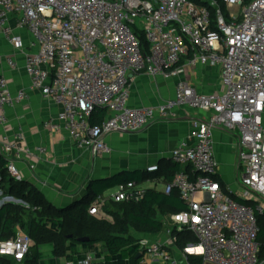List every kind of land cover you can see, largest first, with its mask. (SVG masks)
Wrapping results in <instances>:
<instances>
[{"label":"built area","instance_id":"1","mask_svg":"<svg viewBox=\"0 0 264 264\" xmlns=\"http://www.w3.org/2000/svg\"><path fill=\"white\" fill-rule=\"evenodd\" d=\"M15 29L29 33V47ZM0 33L25 53L31 89L61 105L59 123L53 126L62 125L78 147L94 155L111 151L105 138L114 132L142 130L185 107L207 113L192 121L193 142L182 141L170 153L180 169L163 192L176 190L185 209L163 217L167 241L140 239L138 264H179L171 247L181 232L195 237L184 253L200 256L203 264H264L258 242V215H264V0H0ZM184 57L190 67L220 68L223 91L201 93L180 79L174 98L157 106L130 105L131 83L138 74L180 76ZM7 63L17 66L12 57ZM27 98L25 90L13 92L0 73V125L7 122L5 108ZM98 107L107 114L92 123ZM216 128L238 138L236 193L226 192L218 179ZM24 140L20 130L0 146L9 174L18 181L23 177L11 155L32 159L46 153L44 146L32 151ZM159 170L157 164L147 167L150 173ZM116 187L97 196L88 213L100 217L108 202H138L145 192L134 180ZM32 245L19 228L14 237L0 241V256L22 263ZM93 260L94 254H87L66 264Z\"/></svg>","mask_w":264,"mask_h":264},{"label":"crops","instance_id":"2","mask_svg":"<svg viewBox=\"0 0 264 264\" xmlns=\"http://www.w3.org/2000/svg\"><path fill=\"white\" fill-rule=\"evenodd\" d=\"M14 27V24L12 23ZM15 33L23 37L25 47L32 43V37L26 30L15 29ZM26 50V49H25ZM7 57L16 61V67L11 68ZM188 57H184L181 65L185 71L180 76L165 78L161 75L152 76L147 73L138 74L131 83L129 103L132 107L157 106L166 99L174 98L176 84L180 79L188 81L198 92H222L220 68L199 64L196 67L188 66ZM0 73L9 81L13 92L25 90L28 98L21 104L5 108L6 124L0 125V146L11 141L20 130L24 132L25 140L22 143L34 151L39 146L46 148V153L27 159L22 156L16 159L17 167L22 175V180L43 186L41 190L47 200L58 208H64L82 199L89 182L93 179L112 176L120 172L136 174L142 171L151 177L160 175L162 178L155 182L154 189L164 190L167 182V171H176L180 167L170 159L171 151L182 141H191L192 121L205 117L206 112L189 107L177 109L175 114L166 118H156L144 129L133 132H114L106 136L105 141L111 151L94 155L87 149L78 147L70 138L68 131L57 125L58 115L62 110L60 104L45 99L39 91L32 90L30 78L25 71V53L15 49L0 33ZM215 142V156L219 162L220 183L227 192L239 191V165L238 138L229 131L216 128L213 131ZM153 164L160 166L155 173L147 172V167ZM33 165L34 168H30ZM190 167H186L188 173ZM193 172V171H192ZM90 177L85 183L84 192H78L81 182ZM149 177V176H148ZM53 183V184H52ZM58 185L57 190H48L51 185ZM8 183L3 182L0 175V208L6 204H21L22 200L10 195L5 189ZM38 186V184H36ZM149 189V188H144ZM170 213L168 215H171ZM165 215L164 217L168 216ZM20 225H17V229ZM22 229V228H20ZM23 230V229H22ZM25 231V230H24ZM26 232V231H25ZM152 241H167L169 236L164 227L163 231L150 235ZM178 237V236H177ZM181 238L182 235L180 236ZM184 238L174 243L171 251L179 264H192L184 253L186 246L194 241ZM185 243V244H184ZM40 264H66L67 259L55 258L53 246L50 244L40 247ZM91 254L88 248H77L75 259ZM4 257V256H2ZM11 260L9 257H4ZM101 258H94L93 263H99ZM15 264H23L16 263Z\"/></svg>","mask_w":264,"mask_h":264},{"label":"trees","instance_id":"3","mask_svg":"<svg viewBox=\"0 0 264 264\" xmlns=\"http://www.w3.org/2000/svg\"><path fill=\"white\" fill-rule=\"evenodd\" d=\"M197 1V0H193ZM252 0H245L248 4ZM141 45L148 50V43L142 32H136ZM107 109L98 107L92 113L90 121L100 123L106 116ZM7 159L0 154V175L3 182H7L5 189L7 192L22 200L28 208H34L40 213L38 222H31L28 235L33 240V245L25 257L23 264H40L42 245L53 246L55 258H65L73 260L77 254L78 246L88 248L96 258L103 260L92 264H138L137 259L139 244L131 234V228L141 231L146 235H155L163 231V217L170 213L179 212L185 209V204L181 201L179 194L173 190L169 195L154 188L146 189L144 196L138 202H108L103 207V212L113 218L110 221L105 218L92 216L88 213L91 202L107 189L126 183L136 181L141 183L148 176L147 173L138 177L136 174L120 172L112 176L93 179L89 182L86 195L72 203L71 205L58 208L50 203L44 193L37 187L30 185L24 180H15L8 172ZM190 175L195 177L193 168ZM179 170V169H178ZM167 171L166 181L170 182L174 174L178 171ZM188 172V171H187ZM8 177H10L8 179ZM225 188L223 183H220ZM227 192V191H226ZM245 202V201H244ZM108 205H114L118 211H114ZM21 204H6L0 208V241L10 239L15 236L19 222V209ZM260 231L258 242L260 244V260H264V215H258ZM195 241V237L190 232L177 234L178 242ZM89 237V242H79L78 238ZM101 244L102 249H99ZM185 244V243H184ZM85 257L82 256V258ZM192 264H203L200 256H188ZM0 264H15L9 259L0 256Z\"/></svg>","mask_w":264,"mask_h":264},{"label":"rangeland","instance_id":"4","mask_svg":"<svg viewBox=\"0 0 264 264\" xmlns=\"http://www.w3.org/2000/svg\"><path fill=\"white\" fill-rule=\"evenodd\" d=\"M222 7H223V11H224V13L225 14H227V11H226V8L222 5ZM143 175V172L142 171H138L137 172V176L138 177H141ZM10 177H8V179H9ZM89 176L88 177H86L85 179H84V181H82L81 182V185H78V187H79V190H78V192L80 193L81 191L82 192H84V190H85V183L89 180ZM161 176L160 175H158L157 177H151V176H149V177H147L146 179H144L141 183H140V185H141V187L142 188H155L156 187V184H155V182H157L158 180H161ZM30 185H33V186H35V187H43V186H41V184H39L38 182H36V184H38V186L36 185V184H33V183H31V182H28ZM53 184V183H52ZM55 184V183H54ZM57 187H59L60 189H61V187L60 186H58V185H51V186H49L48 187V190L50 191V190H52V189H55V190H57ZM38 188V189H39ZM40 188V189H41ZM116 189H117V187L116 186H114V187H112V188H109V189H107L105 192V194L107 195V194H111L112 192H115L116 191ZM83 195H86V192H85V194H83ZM84 197V196H83ZM82 197V198H83ZM21 203V205L23 206V207H21L20 209H19V222H18V224L20 225V228H22L23 230H25V231H28V229H29V226H30V224H31V222H38L39 220H40V213L37 211V210H35L34 208H28V205L27 204H25L24 202H20ZM107 207H111V209H114V211H118L117 210V208L114 206V205H108ZM104 213V215H101L100 217L101 218H105V219H108V220H110V221H113V218L111 217V216H109L107 213H105V212H103ZM130 234L136 239V240H138V242L140 241V239H149V240H151L150 238H152L153 239V237L152 236H150V235H146V234H144L143 232H141V231H138V230H135V229H133V228H131V230H130ZM79 248H80V246H78ZM98 247H99V249H102V246H101V244H98ZM91 254H94L93 252H91ZM95 254H94V258H95Z\"/></svg>","mask_w":264,"mask_h":264},{"label":"water","instance_id":"5","mask_svg":"<svg viewBox=\"0 0 264 264\" xmlns=\"http://www.w3.org/2000/svg\"><path fill=\"white\" fill-rule=\"evenodd\" d=\"M78 241L79 242H89L90 238L89 237H82V238H78ZM140 257H141V254L139 253L136 258L139 259Z\"/></svg>","mask_w":264,"mask_h":264}]
</instances>
